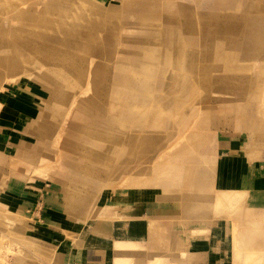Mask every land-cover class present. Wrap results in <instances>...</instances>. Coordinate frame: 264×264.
<instances>
[{"label": "rangeland", "instance_id": "374dc122", "mask_svg": "<svg viewBox=\"0 0 264 264\" xmlns=\"http://www.w3.org/2000/svg\"><path fill=\"white\" fill-rule=\"evenodd\" d=\"M231 131L264 155V0H0V264L65 259L50 192L83 230L129 195L173 200L202 220L176 238L220 221L262 264L264 211L213 185Z\"/></svg>", "mask_w": 264, "mask_h": 264}, {"label": "crops", "instance_id": "0c3cea01", "mask_svg": "<svg viewBox=\"0 0 264 264\" xmlns=\"http://www.w3.org/2000/svg\"><path fill=\"white\" fill-rule=\"evenodd\" d=\"M217 161L219 170L214 176V189L217 192H243L253 207L251 218L259 216L254 207L264 211V155L256 143L243 132H227L222 137ZM49 194L44 202H40L36 213L41 216L42 228L54 234L52 239L59 242L57 251L65 257L61 264H119L127 259H134L135 264H244L247 255L257 254L242 252L237 260L229 230L231 226L220 221L216 229L210 230V236L196 240H190L188 236L176 238L177 233L189 232L202 220H196L197 215L188 207L185 213L181 208L179 215L176 203L170 199L155 197L154 203H148L143 195L138 204L133 203L130 212L123 213L133 205L130 204L134 202L133 196L129 195L128 201L123 200L120 212L113 211L109 216L120 219L100 220L95 222L97 226L92 224L83 230L70 225L59 195ZM234 197L230 196L229 200ZM183 215L195 219V223L186 225L185 229L179 228L186 221L181 218ZM120 241L127 245L119 246Z\"/></svg>", "mask_w": 264, "mask_h": 264}]
</instances>
